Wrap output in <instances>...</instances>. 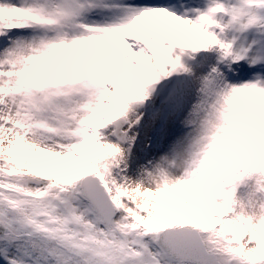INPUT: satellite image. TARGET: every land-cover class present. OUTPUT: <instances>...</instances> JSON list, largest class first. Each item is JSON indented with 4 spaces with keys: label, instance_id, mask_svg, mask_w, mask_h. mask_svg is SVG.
I'll list each match as a JSON object with an SVG mask.
<instances>
[{
    "label": "snow or ice",
    "instance_id": "6c2138e0",
    "mask_svg": "<svg viewBox=\"0 0 264 264\" xmlns=\"http://www.w3.org/2000/svg\"><path fill=\"white\" fill-rule=\"evenodd\" d=\"M0 264H264V0H0Z\"/></svg>",
    "mask_w": 264,
    "mask_h": 264
}]
</instances>
